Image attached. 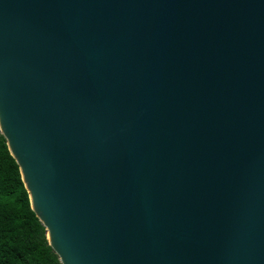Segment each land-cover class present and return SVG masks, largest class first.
I'll return each mask as SVG.
<instances>
[{
    "label": "water",
    "instance_id": "obj_1",
    "mask_svg": "<svg viewBox=\"0 0 264 264\" xmlns=\"http://www.w3.org/2000/svg\"><path fill=\"white\" fill-rule=\"evenodd\" d=\"M0 128L62 264H264V0H0Z\"/></svg>",
    "mask_w": 264,
    "mask_h": 264
},
{
    "label": "trees",
    "instance_id": "obj_2",
    "mask_svg": "<svg viewBox=\"0 0 264 264\" xmlns=\"http://www.w3.org/2000/svg\"><path fill=\"white\" fill-rule=\"evenodd\" d=\"M0 264H62L0 128Z\"/></svg>",
    "mask_w": 264,
    "mask_h": 264
}]
</instances>
